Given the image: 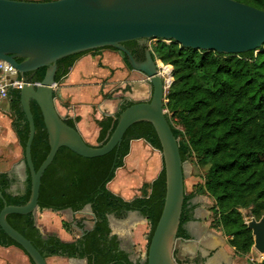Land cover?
Masks as SVG:
<instances>
[{
    "label": "trees",
    "instance_id": "trees-1",
    "mask_svg": "<svg viewBox=\"0 0 264 264\" xmlns=\"http://www.w3.org/2000/svg\"><path fill=\"white\" fill-rule=\"evenodd\" d=\"M40 0L38 2H49ZM264 11V0H235ZM144 41H132L123 46L133 56L144 51ZM124 64L126 58L120 52ZM66 57L57 62L55 84L70 72L75 62L84 54ZM153 60L173 69V83L166 99L167 105H180L194 122L200 125L204 141L200 145L203 163L210 165L207 175V190L213 196L220 213L221 230L227 245L238 258L247 256L253 245L251 232L243 224L234 207L241 191L249 190L257 181L264 183V50L240 55H221L192 49H183L174 42L157 41L148 49ZM20 62V60H18ZM45 68L26 75L29 82L39 85L44 78ZM169 79V78H168ZM169 81V80H168ZM8 101L12 113V127L16 134L23 157L28 138V124L20 105L19 90H9ZM133 105L128 102L112 118L97 121L99 128L97 144L104 145L116 127L119 114ZM35 134L31 145V161L37 171L49 153L47 133L38 106L30 102ZM165 119L173 136L178 140L179 155L184 163L189 155V146L179 140L176 130L167 116ZM76 119H66L67 126L75 129ZM249 133H254L252 136ZM249 135H251L249 137ZM142 140L151 148L161 151L156 133L151 124L140 122L132 125L125 133L118 148L109 154L94 158H81L71 151L60 148L52 163L41 178L38 206L39 211L49 210L72 213L89 206L94 215V227L72 243H64L55 235L43 236L35 226L33 213L7 216V223L46 259L57 256L84 260L86 264H133L127 253L120 249V242L111 235L108 215H122L136 211L148 226L147 248L159 220L165 196L163 167L150 184H143L140 196L125 201L107 189L115 177V171L124 166L130 151V142ZM10 181L0 174V211L7 206H23L30 195V177L26 168V190L21 196L7 193ZM264 201V189L260 194ZM191 195H184L178 239H188L185 225L192 219ZM14 246L29 260L25 252L0 229V247ZM146 264V261L144 262ZM260 264H264V261Z\"/></svg>",
    "mask_w": 264,
    "mask_h": 264
},
{
    "label": "water",
    "instance_id": "water-1",
    "mask_svg": "<svg viewBox=\"0 0 264 264\" xmlns=\"http://www.w3.org/2000/svg\"><path fill=\"white\" fill-rule=\"evenodd\" d=\"M140 40L144 41L145 49L143 58L137 59L123 45ZM148 40L174 42L183 49L221 55L257 51L264 47V11L235 0H0V61L10 64L21 80L19 101L28 124L24 160L30 177L28 201L23 206L5 204L0 211V229L33 264H46V261L7 223V216H24L37 210L41 178L60 148L85 159L102 157L118 148L126 131L140 122L151 124L156 133L165 175L163 207L145 261L146 264H179L174 251L179 241L177 231L185 195L184 163L179 155L178 140L165 119L163 81L146 48ZM104 48L123 54L128 68L139 73L143 80L128 84L130 90L126 99L133 105L119 114L107 142L91 146L84 142L76 128L67 126L65 117L58 113L55 75L58 61ZM41 68L46 69L41 83H30L26 75ZM134 88H142L140 96L135 95ZM31 101L40 110L49 144V153L37 171L31 161L35 134ZM118 112L117 107L110 116ZM7 178L10 181L8 194L25 193L12 174ZM86 207L94 219L90 207ZM74 214L83 215L82 211ZM246 227L253 238L252 249L264 256V217L258 222L250 220ZM77 231L79 237L84 235L81 230ZM189 244L194 251V242L189 241ZM0 264L31 263L18 248L9 246L0 247Z\"/></svg>",
    "mask_w": 264,
    "mask_h": 264
},
{
    "label": "crops",
    "instance_id": "crops-1",
    "mask_svg": "<svg viewBox=\"0 0 264 264\" xmlns=\"http://www.w3.org/2000/svg\"><path fill=\"white\" fill-rule=\"evenodd\" d=\"M142 80V76L129 69L124 64L120 54L115 51L101 49L87 53L75 62L66 77L55 84V105L58 113L65 119H79L75 124L76 129L86 144L94 146L97 144L99 133L96 122L103 118H112L110 114L115 112L119 104L117 99L121 96L128 97L130 90L128 84L142 82ZM142 87L144 89V86ZM124 90L127 93H123ZM134 91L136 96H140L142 88H134ZM122 172L121 170L107 184V189L125 201L138 198L140 195L126 198L123 194H118L116 183L121 179ZM0 174H5L7 177L12 174L17 179L19 187L25 192L27 187L26 165L12 127L8 99L0 104ZM128 182V180L125 181V185ZM120 191L124 194L127 193L122 188ZM195 204L193 199L191 206L195 207ZM61 212H67L70 217H80V215H73L68 210ZM59 213L49 210L34 212L35 226L43 236L55 235L64 243H72L78 237L68 236L62 225L63 220L58 218ZM107 220L111 235L117 237L120 242V249L128 254L129 260L136 264L130 259L127 248L133 247L134 252L140 258L137 263L142 264L140 261L144 263L149 232L146 220L139 213L132 211L119 216L108 215ZM184 228L189 239H179L174 251L176 259L177 257L194 256L198 252L202 258H208L207 264H242L240 263L241 259L234 255L233 250L226 244L221 235L205 229L201 214L196 208L193 209L192 219L186 223ZM189 241L194 242V251ZM250 255L252 252L245 259H249ZM45 261L46 264H85L84 260L57 256L46 258ZM245 263H248V260Z\"/></svg>",
    "mask_w": 264,
    "mask_h": 264
},
{
    "label": "rangeland",
    "instance_id": "rangeland-1",
    "mask_svg": "<svg viewBox=\"0 0 264 264\" xmlns=\"http://www.w3.org/2000/svg\"><path fill=\"white\" fill-rule=\"evenodd\" d=\"M27 1H40V0H27ZM156 40L146 41V48L150 49L156 45ZM169 43V42H166ZM264 50V47L254 52ZM170 69V81L165 84V95L163 98V109L165 115L171 122L172 126L180 132L179 140L185 142L189 146L190 155L184 162V192L186 195H191V202L195 201L196 210L201 214V220L204 222L205 229L218 233L223 237L225 242L227 237L221 230L220 213L216 206L215 199L207 190V175L210 168L208 163H203L200 156L201 147L197 144V141H204V134L196 122L191 117L187 116V113L180 105L169 106L167 105V93L173 83L172 67L166 65ZM166 69V68H165ZM167 72L169 71L166 69ZM167 72L164 74L166 75ZM130 79V78H129ZM116 95V94H115ZM118 97V95H116ZM254 136V133H249ZM249 135V137L251 136ZM95 144L94 146H96ZM122 176L116 183L118 188V194H123L126 198H131L133 195H140L139 190L143 184H150L162 170V158L158 151L151 148L142 140L130 142V154L124 159V166L115 171V176L121 172ZM264 175V173H263ZM129 181L128 184L125 181ZM139 187V188H137ZM126 190L127 193H122L120 189ZM264 189V183L257 181L255 186L249 190L241 191L239 194L238 202L234 209L241 217L243 224L246 226L250 220L258 222L264 217V201L260 199V194ZM198 201V202H197ZM38 211L35 210V213ZM83 215H80L91 221L89 215V209L86 207L82 211ZM78 216V215H77ZM58 218L62 219V225L68 236L75 238L78 237V232L70 227L71 217L67 212H60ZM55 221V220H54ZM53 223V220L51 221ZM149 227V226H148ZM247 228V227H246ZM201 233V232H200ZM227 244V243H226ZM253 246V245H252ZM130 253V259L136 264H139L140 258L134 252L133 247H127ZM252 255L245 259L240 258L242 264H260L264 261V256L258 254L251 247ZM249 255V254H248ZM248 260V263H245ZM142 264L143 261H140Z\"/></svg>",
    "mask_w": 264,
    "mask_h": 264
},
{
    "label": "built area",
    "instance_id": "built-area-1",
    "mask_svg": "<svg viewBox=\"0 0 264 264\" xmlns=\"http://www.w3.org/2000/svg\"><path fill=\"white\" fill-rule=\"evenodd\" d=\"M155 65L157 67L158 75L163 81L165 93V84H168V81L167 76L163 73V69H167L168 67L156 60ZM168 70L170 74V69L168 68ZM19 84H21V80L19 79L16 70L7 62L0 61V104L7 100L9 90H20L22 88V86H19Z\"/></svg>",
    "mask_w": 264,
    "mask_h": 264
},
{
    "label": "flooded vegetation",
    "instance_id": "flooded-vegetation-1",
    "mask_svg": "<svg viewBox=\"0 0 264 264\" xmlns=\"http://www.w3.org/2000/svg\"><path fill=\"white\" fill-rule=\"evenodd\" d=\"M135 58L142 59L143 58V52L138 50V53L135 55ZM123 93H127V91L124 90ZM117 101H118V103H120V105L117 106L118 109H120L122 106H125L128 102H130L124 96L119 97L117 99ZM132 212H136V211H132ZM126 213H123L122 215H124ZM72 214L75 215L74 213H72ZM192 215H193V211H192ZM71 221L72 222L70 224V227L72 229H74L76 232H78L77 229L81 230L83 232V234L91 231L92 228L94 227V223H95L93 218H91V221H88L87 219H85L82 216H80V217L73 216V217H71ZM73 226H75V227H73ZM78 238H79V232H78ZM188 239H181V240H188ZM207 259L208 258H202L201 254L197 252L194 256H189V257H185V258H178L177 257L176 260L179 264H205Z\"/></svg>",
    "mask_w": 264,
    "mask_h": 264
},
{
    "label": "bare ground",
    "instance_id": "bare-ground-1",
    "mask_svg": "<svg viewBox=\"0 0 264 264\" xmlns=\"http://www.w3.org/2000/svg\"><path fill=\"white\" fill-rule=\"evenodd\" d=\"M167 69H168V68H167ZM164 72L166 73L167 70H166V69H163V73H164ZM164 75H165V74H164ZM166 76H167V81L171 79V78H170L169 71L167 72ZM168 78H169V79H168Z\"/></svg>",
    "mask_w": 264,
    "mask_h": 264
}]
</instances>
